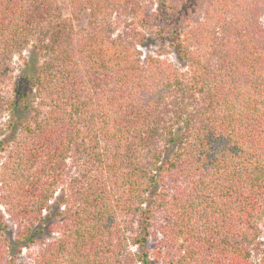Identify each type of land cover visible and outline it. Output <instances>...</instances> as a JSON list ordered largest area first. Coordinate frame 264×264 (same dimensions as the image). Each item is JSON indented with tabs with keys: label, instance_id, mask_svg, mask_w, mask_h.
Returning <instances> with one entry per match:
<instances>
[{
	"label": "trees",
	"instance_id": "obj_1",
	"mask_svg": "<svg viewBox=\"0 0 264 264\" xmlns=\"http://www.w3.org/2000/svg\"><path fill=\"white\" fill-rule=\"evenodd\" d=\"M123 1L0 0V205L28 243L61 192L32 264H264V0H208L175 28L168 0L145 11L186 69L117 32Z\"/></svg>",
	"mask_w": 264,
	"mask_h": 264
},
{
	"label": "rangeland",
	"instance_id": "obj_2",
	"mask_svg": "<svg viewBox=\"0 0 264 264\" xmlns=\"http://www.w3.org/2000/svg\"><path fill=\"white\" fill-rule=\"evenodd\" d=\"M160 0H137L138 5L135 6L134 3L125 0L120 2V6L113 9L108 16H112L117 28V32L128 31L129 33H134L139 31L143 33V38L139 41L138 49L141 51L143 58L145 59L149 55L160 56L162 59L172 62L177 67L181 69H186V62L180 57L178 52V47L175 45V19L179 25L186 24L189 21L196 20L198 18H203V8H205L206 3L209 1L205 0V3L199 2L195 6L190 3L189 0H168L170 5L167 13H169L174 18V28L169 32L163 33L162 35L160 28L153 23H146L139 25L134 24L139 22V18H143L142 14L145 11L154 12L159 7ZM87 13L81 15V20L78 24L83 26L87 22ZM144 19V18H143ZM264 23V14H263ZM33 54L32 48L24 50L20 54H16L13 59V74L12 80L5 86V91L10 92L12 90L13 82L20 77V75L27 70L28 62L39 58ZM28 114V111H17L15 115L8 113L3 118V122L11 120L16 125L24 120ZM180 125V124H179ZM178 126V125H177ZM16 127V126H15ZM9 131V130H8ZM13 131V130H12ZM62 194L59 191L56 197L52 200V208L46 212V220L42 222V225L34 231L35 238L34 241L26 243L25 238L20 234L23 230V225H20L15 218H13L7 207L1 203L0 205V234L1 243L0 247L7 248V252L13 257L14 253L15 264H32L35 254L39 249H41L44 243H48L55 239L58 235L54 232L56 224L63 218L61 213L65 210V206L61 203ZM264 238V234L263 237ZM158 238L152 237L149 241V248L151 251L154 250ZM22 251H19V248ZM136 249V247H133ZM13 252V253H12ZM9 254V256H10ZM8 258V254H7ZM255 264H260V256L254 255ZM0 261V264H3Z\"/></svg>",
	"mask_w": 264,
	"mask_h": 264
}]
</instances>
